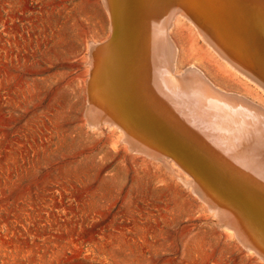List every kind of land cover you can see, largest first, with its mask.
<instances>
[{"label":"rangeland","instance_id":"374dc122","mask_svg":"<svg viewBox=\"0 0 264 264\" xmlns=\"http://www.w3.org/2000/svg\"><path fill=\"white\" fill-rule=\"evenodd\" d=\"M177 13L176 72L199 69L264 108V91ZM107 35L102 0H0V264H264L168 160L89 126L88 47Z\"/></svg>","mask_w":264,"mask_h":264},{"label":"bare ground","instance_id":"6f19581e","mask_svg":"<svg viewBox=\"0 0 264 264\" xmlns=\"http://www.w3.org/2000/svg\"><path fill=\"white\" fill-rule=\"evenodd\" d=\"M102 3L108 35L87 56L89 126L115 127L132 152L167 156L220 224L264 261V108L199 69L176 72L170 37L179 11L264 91V0Z\"/></svg>","mask_w":264,"mask_h":264},{"label":"water","instance_id":"95a60500","mask_svg":"<svg viewBox=\"0 0 264 264\" xmlns=\"http://www.w3.org/2000/svg\"><path fill=\"white\" fill-rule=\"evenodd\" d=\"M111 37H112V36L110 35V37H109L106 41H109V40L111 39ZM106 41H105V42H106ZM163 158H168V157H167V156H163ZM206 164H207V163H206ZM207 165H208V164H207Z\"/></svg>","mask_w":264,"mask_h":264}]
</instances>
